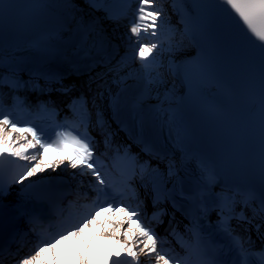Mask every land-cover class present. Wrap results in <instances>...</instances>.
I'll list each match as a JSON object with an SVG mask.
<instances>
[{"label":"snow or ice","instance_id":"1","mask_svg":"<svg viewBox=\"0 0 264 264\" xmlns=\"http://www.w3.org/2000/svg\"><path fill=\"white\" fill-rule=\"evenodd\" d=\"M123 9L130 7V0H115ZM182 2V0H181ZM94 5L103 3V0H93ZM136 8L133 21L128 28V41L133 48V59L139 61L140 67L145 71L148 84L162 85L165 83V69L168 73L175 72L191 78L199 73L207 74L205 64L183 63L177 64L169 61L167 66L163 63L165 54H175L185 48L186 42H199L201 30L192 20L181 16L183 30L170 25V17L164 8V0H135ZM177 0H172V7L176 9ZM108 11L109 18L119 21L126 17V11L114 12L108 5H104ZM4 5H0L2 11ZM213 7L219 11L237 28L248 45L258 52L261 62V113L264 120V0H213ZM146 38H148L146 40ZM88 55V53H85ZM127 58L122 57L116 65L108 67V72L123 79L121 73L128 68ZM0 69H6L8 74L0 73V89L7 86L13 91L25 88L29 82L19 78L20 68L12 58H9L0 50ZM55 83L60 84L58 77H49ZM31 87H38L31 82ZM63 87V86H62ZM68 91L67 87H63ZM4 93L0 91V202L10 192L13 184L23 185L21 191L32 189L36 184L35 180L29 181L30 177H36L51 169L53 172L67 165L72 170L73 176H90L89 188L95 193L90 204L84 205L88 210L80 217L75 224H68L54 238L38 242L34 250L27 256L15 261V264H49L45 260V254H52L51 264H58L60 255L57 252L59 246L75 238L83 240L86 229L97 224H110V231L105 228L104 235L115 238L125 259H120L121 253L116 252L115 259L111 256L104 260V264H141V254L150 259L153 264H253L252 257L258 258V264H264V248L259 251L253 250L251 236H241L232 221L254 225L258 237L264 241V185L259 193L253 190L213 193L211 184L215 179V173L201 161L200 170L203 174L202 183L195 188L186 191L184 184L179 180V166L175 160L167 162V173H160L159 169L152 168L148 161L141 162L138 156L131 153L130 149L124 150V158L128 161V172L120 184H115L108 178L105 165L97 151V141L89 132V126L103 130L106 121L101 112H97L95 125H92V113L88 109L87 101L81 97L73 102V112L77 117L70 126L59 131H54L49 136L43 129L37 130L32 123L21 122L14 118L13 111L16 108H23L25 102L18 96L13 95V107L7 108L4 104ZM44 110L46 106H42ZM175 114L169 116L174 120ZM141 151L150 157L159 158L160 153L156 146L142 138ZM111 143L110 134L105 137V146ZM49 151L57 153L55 161H46ZM67 152V156L62 153ZM24 162V163H21ZM5 165H14L8 179L5 180ZM155 176L158 183L152 185V204L156 209L149 218L143 199L133 184L139 177L141 182L146 176ZM175 178L173 187L168 189L166 184ZM25 181L29 183L25 184ZM83 184V181H81ZM141 186L147 189L146 184ZM87 199V194L85 193ZM27 198L37 203L40 201L38 195L27 194ZM133 200L135 203H128ZM197 202V213L192 216L191 227L186 229L187 235L181 234L172 221H169L171 235L176 239L182 253L169 250L167 237L161 236L154 225L163 224V217L168 215L165 208L160 205L171 202L176 210L184 208L183 202ZM259 201V208L252 207L253 202ZM237 204L241 210L237 211ZM2 207V203H0ZM252 207V218H249L245 208ZM217 212L218 219L215 223L208 221L209 214ZM23 215L29 217V223L42 218V212L33 209L24 211ZM118 217L123 214V219L101 221L100 217ZM191 215V213H189ZM259 216L261 223H255ZM175 217H172L174 220ZM135 225V226H133ZM34 227L29 231H34ZM247 231V229H245ZM216 237L226 239L228 244L217 245ZM15 241V237L13 238ZM228 252H234L231 259L225 258ZM6 249L0 245V264H5ZM130 258V259H129ZM80 264H89L87 256L78 252Z\"/></svg>","mask_w":264,"mask_h":264},{"label":"bare ground","instance_id":"2","mask_svg":"<svg viewBox=\"0 0 264 264\" xmlns=\"http://www.w3.org/2000/svg\"><path fill=\"white\" fill-rule=\"evenodd\" d=\"M45 4L48 7L59 8V11L68 17L70 22L82 23L87 25H93L96 27V22H98L99 27H102L103 30L107 32V34L115 39H122L126 37L128 40V34L124 31V29L120 26L109 24L104 20V17L99 12L95 11L91 7H89L84 0H44ZM164 8L170 17V25L173 26V13L171 11V3L170 0H164ZM128 42V41H127ZM192 51L189 43L186 42V46L183 50L176 52L175 54H165L162 58L163 63L167 66L168 62L179 60L183 57L189 55ZM165 83L162 85H155L153 89V95L155 100L161 103H172L175 101L177 94L179 93V87L174 79L173 73H168L165 69ZM141 68L139 62H136L129 69L121 73L123 79H118L116 76L108 77L106 82L103 85L102 91L99 95V101L97 102V106H103L104 103H107L110 98V93H112L119 85L124 84L133 80L136 77H141ZM51 169L46 170L45 172L50 171ZM61 171H66L68 168L63 165L60 169ZM160 173L166 174V170H161ZM95 232H94V231ZM104 228H90L88 232L84 234L83 240L78 241L76 244L73 240L69 241L63 247L57 250L60 255V260L58 264H79L80 261L78 259V252L81 253L83 249H85L88 245L96 240L98 235H101ZM75 256L74 258H72ZM45 260L49 261V264L52 262V254L46 253Z\"/></svg>","mask_w":264,"mask_h":264}]
</instances>
